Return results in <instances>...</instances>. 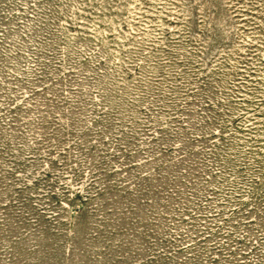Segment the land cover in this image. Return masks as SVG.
<instances>
[{
    "label": "rangeland",
    "instance_id": "rangeland-1",
    "mask_svg": "<svg viewBox=\"0 0 264 264\" xmlns=\"http://www.w3.org/2000/svg\"><path fill=\"white\" fill-rule=\"evenodd\" d=\"M0 264H264V0H0Z\"/></svg>",
    "mask_w": 264,
    "mask_h": 264
}]
</instances>
